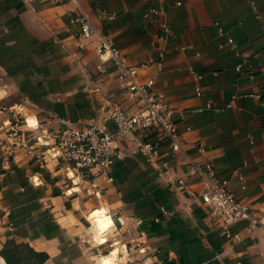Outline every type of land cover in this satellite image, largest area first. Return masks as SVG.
<instances>
[{"label": "crops", "instance_id": "0c3cea01", "mask_svg": "<svg viewBox=\"0 0 264 264\" xmlns=\"http://www.w3.org/2000/svg\"><path fill=\"white\" fill-rule=\"evenodd\" d=\"M82 13L142 66L138 80L153 78L166 94L183 148L173 154L163 145L151 162L139 149L148 132L123 134L113 180L41 161L26 147L12 156L0 148V248L10 239L28 244L49 255L43 264H264V226L243 218L227 236L190 170L191 161L210 160L264 219V0H0V110L19 105L0 112V122L15 113L51 128L61 116L104 121L115 132L113 104L135 107L117 64L97 50L98 35L80 37L73 17ZM164 172L186 184L171 188ZM94 212L111 218L108 232Z\"/></svg>", "mask_w": 264, "mask_h": 264}, {"label": "built area", "instance_id": "2783aa9c", "mask_svg": "<svg viewBox=\"0 0 264 264\" xmlns=\"http://www.w3.org/2000/svg\"><path fill=\"white\" fill-rule=\"evenodd\" d=\"M162 12H164L162 7H152L149 11L150 14ZM73 20L80 22V37L98 35L97 50L115 61L119 68L117 78L120 86L134 102L135 107L127 110L119 103L113 104L110 119L117 126L115 132L111 131L104 121L70 120L61 116L52 117L55 126L51 128L41 126L38 119L37 125L31 126L29 118L32 116L22 119L13 113V119L7 118L0 122V148H6L8 155L12 156L20 147H26L29 151H34L41 161L48 157L65 165L67 169L73 168L79 172L98 169L109 180H113L111 173L116 159L114 143L123 134L148 132L146 137L140 139L139 149L151 162H158L163 145H168L173 154L181 150L184 139L174 117V109L166 94L155 88L154 79L138 80V70L142 66L130 65L115 41L98 28L87 13L74 16ZM162 25L168 33L172 32L166 22ZM220 30L222 32V28ZM229 44L237 47L233 37H229ZM80 46L84 47L85 44L81 42ZM237 69L241 70L242 64H238ZM250 77H254V74ZM198 93H202L201 87H198ZM246 95L261 97L262 93L249 92ZM18 108L19 105L15 104L1 108L0 112L16 111ZM39 129L40 133H34ZM190 170L201 176L203 189L198 196L207 212L215 217L227 236H233L232 225L243 218H250L253 228L264 226V219L257 216L251 206L230 189L229 179L217 178L216 168L210 160L191 161ZM161 176L166 177L174 189L184 187L186 184L183 179L177 182L165 172L161 173ZM30 178L36 180L34 175ZM235 237L239 238L240 234H235Z\"/></svg>", "mask_w": 264, "mask_h": 264}, {"label": "trees", "instance_id": "16d2710c", "mask_svg": "<svg viewBox=\"0 0 264 264\" xmlns=\"http://www.w3.org/2000/svg\"><path fill=\"white\" fill-rule=\"evenodd\" d=\"M0 160V173H1ZM2 183L0 179V189ZM0 255L3 256L8 264H43L49 255L45 252L37 251L33 247L25 243H18L13 239L7 240L0 250Z\"/></svg>", "mask_w": 264, "mask_h": 264}, {"label": "bare ground", "instance_id": "6f19581e", "mask_svg": "<svg viewBox=\"0 0 264 264\" xmlns=\"http://www.w3.org/2000/svg\"><path fill=\"white\" fill-rule=\"evenodd\" d=\"M29 123L31 124V126H36V117L32 116V118H29ZM92 218L95 219L96 221H98L99 226L101 227L102 232L106 233L109 231L110 226L112 224V220L109 216L105 215V214H100L98 212H94L93 214H91ZM103 239V237H101V240ZM119 254V249L116 248L112 254H110V257L113 258L115 256H117ZM0 259H2L3 264H8L5 259L3 258V256L0 255Z\"/></svg>", "mask_w": 264, "mask_h": 264}, {"label": "rangeland", "instance_id": "374dc122", "mask_svg": "<svg viewBox=\"0 0 264 264\" xmlns=\"http://www.w3.org/2000/svg\"><path fill=\"white\" fill-rule=\"evenodd\" d=\"M97 223H98V221H97ZM99 229H101V227L99 226V224H98V226H97ZM96 231H97V238H98V240H100L101 239V237H103V235H105L104 233H99V231H98V229L96 228ZM108 236V235H107ZM0 250H1V248H0Z\"/></svg>", "mask_w": 264, "mask_h": 264}, {"label": "clouds", "instance_id": "9594fccd", "mask_svg": "<svg viewBox=\"0 0 264 264\" xmlns=\"http://www.w3.org/2000/svg\"><path fill=\"white\" fill-rule=\"evenodd\" d=\"M0 264H3V261H2V259H0Z\"/></svg>", "mask_w": 264, "mask_h": 264}]
</instances>
